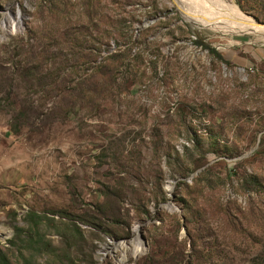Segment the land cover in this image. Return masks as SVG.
Returning <instances> with one entry per match:
<instances>
[{"label":"rangeland","instance_id":"obj_1","mask_svg":"<svg viewBox=\"0 0 264 264\" xmlns=\"http://www.w3.org/2000/svg\"><path fill=\"white\" fill-rule=\"evenodd\" d=\"M220 1L264 23V0ZM229 20L210 0H0L7 264H264V39Z\"/></svg>","mask_w":264,"mask_h":264},{"label":"bare ground","instance_id":"obj_2","mask_svg":"<svg viewBox=\"0 0 264 264\" xmlns=\"http://www.w3.org/2000/svg\"><path fill=\"white\" fill-rule=\"evenodd\" d=\"M210 1L213 2V4L219 10H221L222 13H224L226 16L230 18L229 22H231L232 26H236L235 23L237 22L244 24V25H250L252 27L251 32L256 33L257 36L259 35L260 37L264 39V23L257 22L256 20L253 19V17L249 16L248 14L243 13L239 8H237L236 6L232 4L223 3L220 0H210ZM133 246H134L135 254H139L142 252L143 248L141 246V242L138 236L134 237Z\"/></svg>","mask_w":264,"mask_h":264},{"label":"trees","instance_id":"obj_3","mask_svg":"<svg viewBox=\"0 0 264 264\" xmlns=\"http://www.w3.org/2000/svg\"><path fill=\"white\" fill-rule=\"evenodd\" d=\"M240 7L242 8V6L240 5ZM209 52H210V54H212L214 57H216V58H220L221 59V56H220V54L216 51V50H214V49H209ZM92 53V52H91ZM93 54V53H92ZM110 56H113L114 57V55L113 54H109L108 56H107V58L109 57L110 58ZM200 166V164L198 163L197 164V167H199ZM205 171H208V168H206L205 169ZM179 183H181L182 181H178ZM77 227V226H76ZM18 230V232H20L21 231V229L20 228H17ZM191 243H190V246H191V248H192V251H194V249H195V247H196V244H195V242L193 241V240H191L190 241ZM188 261H190V259L188 260ZM0 264H7L6 262H5V260H4V258H3V255L1 254V251H0Z\"/></svg>","mask_w":264,"mask_h":264},{"label":"water","instance_id":"obj_4","mask_svg":"<svg viewBox=\"0 0 264 264\" xmlns=\"http://www.w3.org/2000/svg\"><path fill=\"white\" fill-rule=\"evenodd\" d=\"M257 22H259V21H257ZM259 23H262V22H259ZM167 208H170V203L169 202H167Z\"/></svg>","mask_w":264,"mask_h":264}]
</instances>
